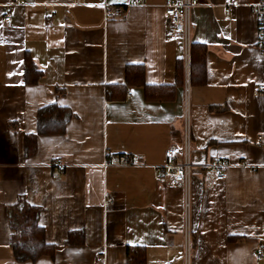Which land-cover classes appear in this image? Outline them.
I'll list each match as a JSON object with an SVG mask.
<instances>
[{
	"label": "crops",
	"instance_id": "1",
	"mask_svg": "<svg viewBox=\"0 0 264 264\" xmlns=\"http://www.w3.org/2000/svg\"><path fill=\"white\" fill-rule=\"evenodd\" d=\"M166 1L0 0V264H129L130 249L145 264H264L259 0H202L192 11L206 68L190 83L189 217L184 187L158 180L166 151L185 143V48ZM106 4L124 14L105 22ZM27 59L44 72L37 84L26 82ZM134 66L150 89L126 84ZM51 105L71 113L63 134H39ZM122 155L132 163L109 164ZM217 159L228 163L224 181L211 171ZM20 199L40 207L53 257L15 259L9 213Z\"/></svg>",
	"mask_w": 264,
	"mask_h": 264
},
{
	"label": "trees",
	"instance_id": "2",
	"mask_svg": "<svg viewBox=\"0 0 264 264\" xmlns=\"http://www.w3.org/2000/svg\"><path fill=\"white\" fill-rule=\"evenodd\" d=\"M26 82L37 84L44 76V72L38 70L30 59L26 64ZM206 55L201 48L191 45V86L196 82H201L200 75L205 74ZM184 57L177 61L176 84L184 85ZM127 85H144L150 89L144 81V70L142 67L134 66L127 69ZM71 113L57 105H51L42 109L39 113V134L53 135L63 134ZM37 135H29L26 139L27 152L34 153L36 150ZM40 207L28 204L24 199H20L10 212L11 247L14 257L19 262H36L42 256H54L55 248L46 241L45 229L39 224ZM129 264H145L144 251L142 249H130L128 252Z\"/></svg>",
	"mask_w": 264,
	"mask_h": 264
},
{
	"label": "built area",
	"instance_id": "3",
	"mask_svg": "<svg viewBox=\"0 0 264 264\" xmlns=\"http://www.w3.org/2000/svg\"><path fill=\"white\" fill-rule=\"evenodd\" d=\"M139 2V0H135ZM202 5V0H167L164 5L165 17L167 23L172 26L175 32L182 36L185 48V143L183 147L171 145L165 153V165L158 169L161 173L158 180L163 184L171 186L182 185L186 195V214L189 217L190 211V191L192 181L193 164L191 161V125H190V110H189V95H190V54H191V29H192V11ZM254 14L258 19L259 28V47L264 54V0H259L252 7ZM123 6L104 5V21L110 22L124 14ZM4 22L7 26H12V17L4 16ZM264 93V84L259 87ZM264 142V137L260 138ZM182 157V158H181ZM181 158V160H180ZM132 163V159L128 155H122L119 159L111 161L109 164L114 166H128ZM52 167L59 168L60 172L64 170V162L57 158L53 161ZM228 163L224 159H217L211 166V171L218 181L226 179V170ZM54 179L59 178V174L53 175ZM111 202V200H109ZM189 225V224H188ZM189 235V234H188ZM256 256L259 259L264 258V242L260 243L256 249ZM102 261H104L102 259Z\"/></svg>",
	"mask_w": 264,
	"mask_h": 264
}]
</instances>
